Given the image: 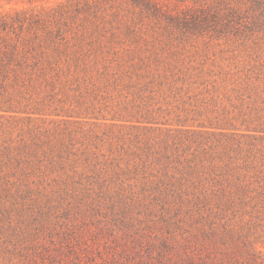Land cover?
I'll return each mask as SVG.
<instances>
[{
    "label": "rangeland",
    "instance_id": "obj_1",
    "mask_svg": "<svg viewBox=\"0 0 264 264\" xmlns=\"http://www.w3.org/2000/svg\"><path fill=\"white\" fill-rule=\"evenodd\" d=\"M64 1L0 0V13ZM156 1L181 14L211 0ZM246 3L239 5L247 17L219 34L169 33L123 5L133 29L113 22L101 32L113 60L53 90H60L53 101L65 100L55 105L70 106L72 116L14 122L16 131L47 130L55 158L17 171L29 193L0 197V264H264V138L253 148L249 139L210 134L215 130L184 139L173 130L166 135L171 125L105 118L134 113L135 96L152 90L150 106L170 108V117L191 109L188 115L200 110L194 117L202 120L264 127V21L253 20L259 7ZM137 55L159 60L129 66ZM178 68L184 82L169 77L159 84L155 76L133 85ZM171 140L177 147L158 149Z\"/></svg>",
    "mask_w": 264,
    "mask_h": 264
},
{
    "label": "trees",
    "instance_id": "obj_2",
    "mask_svg": "<svg viewBox=\"0 0 264 264\" xmlns=\"http://www.w3.org/2000/svg\"><path fill=\"white\" fill-rule=\"evenodd\" d=\"M245 1L246 6L255 4L259 7L257 13H251L252 19L263 18L264 21V0L241 2ZM210 2L198 9L188 8L181 14L163 8L156 0H65L37 10L22 8L0 13V197H22L29 193L27 183L15 180L17 171L23 172L31 161L39 168L44 160L51 163L55 158L51 154L56 145L48 139L50 133L47 130H34L35 127L27 126L16 131L13 129L14 122L26 119L27 124H34L31 120L43 119L48 115L72 116L70 106L55 105V101L63 103L65 100L60 98L53 101L54 94L60 92L53 90L57 85L64 87L69 83L74 84L85 76L87 69L98 63L101 62L106 67V63L113 60L114 55L110 53V49H105L110 38L101 39V32L107 23L113 22L119 25L123 23L128 31L133 29L135 21L123 13V5H130L138 16L156 19L163 25L164 31L169 33L176 29L182 33L211 31L219 34L235 29L237 20L247 17L241 11L239 0ZM135 58L137 62H132L129 66H147L152 59L153 62L159 60L157 56L150 58L149 55H137ZM150 75L149 79L142 82L137 78L133 85H149L155 76L161 79L159 84L169 77L174 81L184 82L186 73L178 68L175 72L163 71ZM69 89L75 90L76 86H70ZM149 92L145 97L141 94L135 96L134 99L139 98L140 101L134 105V113L130 111L126 116L113 114L105 118L144 123L142 128L148 124L151 127L171 125L165 130L166 135L173 130L185 133L184 139L215 130L210 134L229 135L246 141L249 139L250 147L253 148H256L255 140L264 138V127L261 125L247 126L243 130L229 119L209 117L202 120L194 117V114L201 115L200 110H193L195 113L188 115L192 111L189 109V113L187 111L182 117L180 113H174L170 117V108L150 106L153 95L152 90ZM171 106L179 108L178 105ZM88 110L84 107L83 112H94ZM90 117L95 120L100 118L97 115ZM63 139L58 142V159L61 158ZM169 144L162 143L158 149L167 151L172 145L177 147L174 140ZM211 264L224 263L219 261Z\"/></svg>",
    "mask_w": 264,
    "mask_h": 264
}]
</instances>
